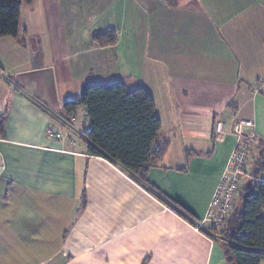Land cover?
Returning a JSON list of instances; mask_svg holds the SVG:
<instances>
[{
	"label": "crops",
	"instance_id": "obj_1",
	"mask_svg": "<svg viewBox=\"0 0 264 264\" xmlns=\"http://www.w3.org/2000/svg\"><path fill=\"white\" fill-rule=\"evenodd\" d=\"M108 27L114 45L91 39ZM116 81L155 100L168 146L154 192L89 152L85 106L64 108ZM260 81L264 0H23L17 37L0 38V264H228L215 226L196 225L236 147L234 116L253 118L264 146ZM262 148L248 163L259 183Z\"/></svg>",
	"mask_w": 264,
	"mask_h": 264
},
{
	"label": "trees",
	"instance_id": "obj_2",
	"mask_svg": "<svg viewBox=\"0 0 264 264\" xmlns=\"http://www.w3.org/2000/svg\"><path fill=\"white\" fill-rule=\"evenodd\" d=\"M22 5L23 0H0V38L17 37ZM90 36L101 46L114 45L118 31L111 27L94 29ZM81 105L87 108L90 119L86 132L89 152L119 164L154 192L147 174L165 153L168 142L158 141L161 119L153 96L144 88L128 89L120 81L89 83L84 85L79 101H66L64 108L72 113ZM5 120L4 116L0 118V133ZM258 147H264L261 140ZM257 167L254 175L264 170V148L260 150ZM243 178L251 185H240L238 201L222 228L211 229L224 242L228 264H260L264 261V182L253 183ZM174 208L180 214L186 212L177 203Z\"/></svg>",
	"mask_w": 264,
	"mask_h": 264
},
{
	"label": "built area",
	"instance_id": "obj_3",
	"mask_svg": "<svg viewBox=\"0 0 264 264\" xmlns=\"http://www.w3.org/2000/svg\"><path fill=\"white\" fill-rule=\"evenodd\" d=\"M263 88L264 83L259 82L255 86L254 91L258 93L263 91ZM72 120L75 122L74 117H72ZM77 127H74V129ZM226 128L227 125L224 120H217L215 122L216 138H222L226 134ZM232 129L237 136L236 147L231 153L226 171L218 184L205 219L196 225L198 229L207 221L216 228L222 227L226 217L237 203L239 187L243 177H248L254 182L261 180H258L255 176H250L247 168L250 153L260 143V136L257 133L255 120L253 118L234 116ZM48 133L53 138H62V133L57 130L55 124L49 126Z\"/></svg>",
	"mask_w": 264,
	"mask_h": 264
},
{
	"label": "rangeland",
	"instance_id": "obj_4",
	"mask_svg": "<svg viewBox=\"0 0 264 264\" xmlns=\"http://www.w3.org/2000/svg\"><path fill=\"white\" fill-rule=\"evenodd\" d=\"M261 82V81H260ZM252 156V152L250 153V156L249 157H251ZM250 161V160H249ZM248 168V167H247ZM222 228V227H221ZM221 228H219V229H221ZM218 233H216V236L218 237V235H217Z\"/></svg>",
	"mask_w": 264,
	"mask_h": 264
}]
</instances>
